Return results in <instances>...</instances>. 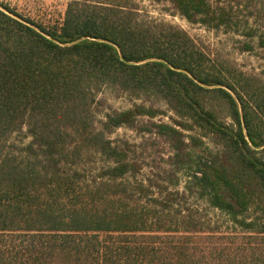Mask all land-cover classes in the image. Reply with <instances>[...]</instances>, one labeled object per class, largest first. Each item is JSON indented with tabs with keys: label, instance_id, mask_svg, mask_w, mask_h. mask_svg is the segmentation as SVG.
Wrapping results in <instances>:
<instances>
[{
	"label": "trees",
	"instance_id": "16d2710c",
	"mask_svg": "<svg viewBox=\"0 0 264 264\" xmlns=\"http://www.w3.org/2000/svg\"><path fill=\"white\" fill-rule=\"evenodd\" d=\"M260 2L164 6L251 51ZM4 6L50 37L0 8V264H264L263 80L212 69L134 0H69L46 24ZM105 89L135 101L104 110ZM121 127L162 139L164 168L146 172Z\"/></svg>",
	"mask_w": 264,
	"mask_h": 264
},
{
	"label": "rangeland",
	"instance_id": "374dc122",
	"mask_svg": "<svg viewBox=\"0 0 264 264\" xmlns=\"http://www.w3.org/2000/svg\"><path fill=\"white\" fill-rule=\"evenodd\" d=\"M134 1L139 4L140 13L144 18L165 20L186 30L196 44L206 52L209 57L208 65L212 69L220 68L228 74L242 71L245 74L257 76L264 81V48L256 46L254 50L243 51L240 48V39H245L243 36L223 29L213 30L201 24L190 23L174 11L168 10L165 7L168 5L164 6L165 0H162V3L155 2L154 0ZM224 1L235 8L237 2L240 3L241 0ZM260 1L256 27L258 34H264V0ZM68 2L69 0H0V5L5 7L4 4H7L20 14L46 24L61 20L65 14ZM221 85L233 91L241 102L238 94L232 88L225 84ZM102 97H105L101 105V108L104 107V110L107 107L127 108L135 101L126 95L116 94L110 89H105ZM161 106L167 113L165 115L160 114L154 118L155 121L163 120L171 122V116L177 117L166 105L162 104ZM226 120H229V118L226 117ZM113 136L128 139L130 142L136 144V154L142 160L146 172L156 171L165 165L169 148L162 139L149 134L142 137L135 130L126 127L118 128ZM210 145L212 146V144ZM203 206L207 207L204 204ZM206 212L211 219L220 223L224 222L218 210L207 209Z\"/></svg>",
	"mask_w": 264,
	"mask_h": 264
},
{
	"label": "water",
	"instance_id": "95a60500",
	"mask_svg": "<svg viewBox=\"0 0 264 264\" xmlns=\"http://www.w3.org/2000/svg\"><path fill=\"white\" fill-rule=\"evenodd\" d=\"M0 8H1L2 10H4L5 12H7L8 14L12 15L13 17H15V18H17V19H19V20H21V21H23V22H25V23H27V24H29V25H31V26H33L34 28H36L37 30H39L40 32H42L43 34H45V35H47L48 37H50V35H48V34H47L46 32H44V31H42L38 26H36V25H34V24H32V23L26 21L24 18H22V17L18 16L17 14H15V13L9 11L6 7H3L2 5H0ZM102 40H103V39H102ZM105 41H108V40H105ZM117 47H118V49H119V52H120L121 58L124 59L120 47H119V46H117ZM153 59H158V58H150V59H146V60H143V61H140V62H144V61H147V60H153ZM140 62H136V63H140ZM173 68H174V67H173ZM185 71L188 72L187 70H185ZM188 73H189V72H188ZM189 74H190V76H192V77L195 79V81H197L199 84H201V85H203V86H206V87H213V86H208V85L202 83L200 80H198L197 78H195L191 73H189ZM218 86H221V87H224V88L228 89L227 87L222 86V85H218ZM228 90H229V89H228ZM229 91L233 94V96H234V97L236 98V100L238 101L239 108H240V112H241V116H242V120H243V110H242L241 102L239 101V99L237 98V96L235 95V93H234L233 91H231V90H229ZM243 128H244V132H245L246 137H247L249 143L251 144V146L254 147V148H256V149L261 148V147L255 146V145L253 144V142L249 140V136H248L247 131H246V127H245L244 120H243Z\"/></svg>",
	"mask_w": 264,
	"mask_h": 264
}]
</instances>
